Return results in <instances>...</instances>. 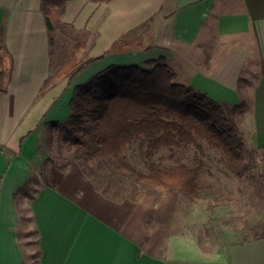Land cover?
<instances>
[{"label":"crops","instance_id":"obj_1","mask_svg":"<svg viewBox=\"0 0 264 264\" xmlns=\"http://www.w3.org/2000/svg\"><path fill=\"white\" fill-rule=\"evenodd\" d=\"M42 4L0 0V264H29L23 220L38 232L36 264H264V237L204 249L173 231L176 214L161 219L141 200L106 194L77 164L56 169L34 197L19 191L51 124L68 120L76 86L112 64L165 57L179 82L231 105L251 87L249 127L264 148V0H69L66 29L91 33L80 48L93 60L46 90L55 53ZM128 33L130 48L115 49Z\"/></svg>","mask_w":264,"mask_h":264},{"label":"trees","instance_id":"obj_2","mask_svg":"<svg viewBox=\"0 0 264 264\" xmlns=\"http://www.w3.org/2000/svg\"><path fill=\"white\" fill-rule=\"evenodd\" d=\"M68 1L43 0L52 45L55 32L69 26L63 21ZM88 34L91 33H86V41ZM131 44L128 33L114 48H130ZM92 60L79 64L72 53L45 81L43 89L65 73H70L72 79ZM4 76L0 71V80ZM177 77L165 57L150 60L146 66L112 64L77 85L68 120L51 125L66 132L68 146L115 163L120 171L130 173L146 187L175 190L194 199L200 192L202 162L196 166L185 163L166 166L153 162L149 171L143 172L126 159L124 150L138 138H144L147 141L145 154L152 158L163 148L200 146L199 139H206L221 148L227 155L229 167L242 175L253 165V154L258 148L263 151L264 148L249 151L244 148L231 116L237 105L220 103L206 92L179 82ZM19 191L34 197L29 182ZM262 237L264 233L257 238ZM36 254L40 255V251Z\"/></svg>","mask_w":264,"mask_h":264},{"label":"rangeland","instance_id":"obj_3","mask_svg":"<svg viewBox=\"0 0 264 264\" xmlns=\"http://www.w3.org/2000/svg\"><path fill=\"white\" fill-rule=\"evenodd\" d=\"M85 41V35L73 29L56 31L53 41L54 72L72 53L77 56L79 64L84 62L86 56L78 45ZM245 93L244 99L235 104L237 108L231 116L244 148L249 151L257 149L249 127L251 87L247 86ZM50 128L40 148L29 184L32 195L44 183L51 182L50 176L56 169L66 170L71 164H77L106 194L129 201L141 200L146 211H160L161 219L169 212L176 214L173 231L194 234L204 249L227 250L237 242L257 238L264 233V151L260 148L253 154L250 170L242 175L229 167L226 153L206 139H199L200 146L163 148L152 158L145 154L147 141L144 138H138L124 150L126 159L143 172L149 171L153 162L166 166L179 163L196 166L202 162L200 192L192 199L175 190L150 189L130 173L120 171L115 163L98 155H86L78 151L76 146H68L65 143L66 132ZM20 197L22 213L28 215L29 196ZM26 221L23 220L26 257L29 264H36L34 253L38 235L32 223L27 224ZM147 222L154 227L153 216Z\"/></svg>","mask_w":264,"mask_h":264}]
</instances>
